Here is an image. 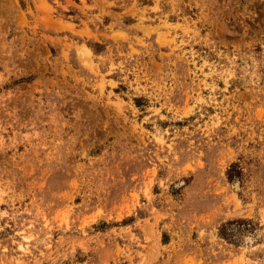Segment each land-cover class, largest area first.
Here are the masks:
<instances>
[{
    "label": "rangeland",
    "instance_id": "rangeland-1",
    "mask_svg": "<svg viewBox=\"0 0 264 264\" xmlns=\"http://www.w3.org/2000/svg\"><path fill=\"white\" fill-rule=\"evenodd\" d=\"M0 264H264V0H0Z\"/></svg>",
    "mask_w": 264,
    "mask_h": 264
},
{
    "label": "trees",
    "instance_id": "trees-1",
    "mask_svg": "<svg viewBox=\"0 0 264 264\" xmlns=\"http://www.w3.org/2000/svg\"><path fill=\"white\" fill-rule=\"evenodd\" d=\"M88 1H89V0H88ZM232 178H233L232 176H229V179H230V180H232Z\"/></svg>",
    "mask_w": 264,
    "mask_h": 264
}]
</instances>
